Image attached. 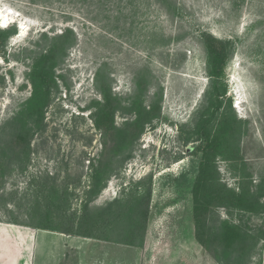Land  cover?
Listing matches in <instances>:
<instances>
[{
  "label": "rangeland",
  "instance_id": "rangeland-1",
  "mask_svg": "<svg viewBox=\"0 0 264 264\" xmlns=\"http://www.w3.org/2000/svg\"><path fill=\"white\" fill-rule=\"evenodd\" d=\"M1 8L17 19L0 28L1 145L29 106L34 62L51 49L54 85L42 122L29 124V146L0 148V264H264V207L209 213L211 234L224 221L243 233L231 253L197 243L189 173L191 131L211 92L206 32L230 42L220 86L240 121L239 158L217 157L218 178L235 192L243 181L264 188V0H0ZM101 88L120 105L108 129L91 117ZM137 96L146 109L160 106L142 132L128 127ZM139 205L148 213L138 248L82 242L67 252L51 237L37 256L27 242L33 227L123 238Z\"/></svg>",
  "mask_w": 264,
  "mask_h": 264
},
{
  "label": "trees",
  "instance_id": "trees-1",
  "mask_svg": "<svg viewBox=\"0 0 264 264\" xmlns=\"http://www.w3.org/2000/svg\"><path fill=\"white\" fill-rule=\"evenodd\" d=\"M200 38L206 53L211 92L207 107L201 112L197 123L191 131V134L196 137L198 142L191 152L194 160L189 170V173L194 175L190 188L194 236L197 243L207 250L215 247L222 249L223 252L231 253V251L236 249V246L243 244V233L237 225H231L224 221L218 231L211 234L207 224L209 213L213 209L220 207L251 214L263 211L264 203H261V198L263 197L264 199V188L260 187L256 192H251L245 186L247 183L243 181L238 192H235L227 189L218 178L215 166L217 157L223 156L234 160L239 158V149L235 147L233 140L237 133L236 127L240 124V121L236 119L230 105L224 107L226 90L220 86L224 77V66L231 47L229 41L218 39L206 32H202ZM6 40L7 35L0 32V42L3 43ZM53 52V49H51L47 55L41 56L34 62L28 75L33 88L29 106L21 110L11 120L14 132L10 135L9 143L1 142L3 147L0 144V148L29 146V138L32 132L29 124L32 123L33 127H37L42 122L44 109L49 103L51 88L54 85L51 64ZM100 91L103 99L95 101L90 107L93 109L91 117L99 129H108L113 122L116 108L120 105L108 89L101 88ZM139 101L138 96L133 98L127 109L129 113L134 114V120L128 124V127L132 126L137 131L142 132L147 118L160 113V106L156 102L151 107L147 106L146 109ZM214 120H217L216 124L212 123ZM115 204L120 205V201L110 202L107 207ZM141 205H143V202ZM141 205L131 210L129 228L123 238H121L122 235L116 236L114 233L113 238H100L89 233L75 232L72 229L33 228L138 248L141 247V243L136 242V239L140 238L137 231L141 226H144L148 213L147 206L141 207Z\"/></svg>",
  "mask_w": 264,
  "mask_h": 264
},
{
  "label": "crops",
  "instance_id": "crops-1",
  "mask_svg": "<svg viewBox=\"0 0 264 264\" xmlns=\"http://www.w3.org/2000/svg\"><path fill=\"white\" fill-rule=\"evenodd\" d=\"M51 237H55L58 241L62 242V244L65 245L67 252H68V249H72V248L76 249V250H80L79 245H81L82 242L92 243V245H97V243H100V241H98V240H93V239L83 238V237L80 238V237H75V236H71V235H67V234H63V233H59V232L47 231V230H37V232H35L34 237L27 236V242L29 243L31 241H34L35 246H37V256H38L40 254L41 247H42V245H44V243L47 245L48 240L52 239V244H53L54 239ZM71 241L74 243L71 244ZM103 244L107 245L109 247L117 246V244L109 243V242L103 243ZM120 246L121 245H119V247ZM82 256H83V254H82ZM63 257H65V256L61 255V259ZM59 261H62V260H59ZM37 264H38V261H37ZM42 264H46V263H42Z\"/></svg>",
  "mask_w": 264,
  "mask_h": 264
},
{
  "label": "bare ground",
  "instance_id": "bare-ground-1",
  "mask_svg": "<svg viewBox=\"0 0 264 264\" xmlns=\"http://www.w3.org/2000/svg\"><path fill=\"white\" fill-rule=\"evenodd\" d=\"M10 11V10H9ZM3 11V8L0 9V28H7L8 26L16 23V17L13 15L12 12ZM19 20V19H18ZM18 33L20 38H24L27 36V32L29 31L28 26L24 25L23 23L20 24Z\"/></svg>",
  "mask_w": 264,
  "mask_h": 264
}]
</instances>
